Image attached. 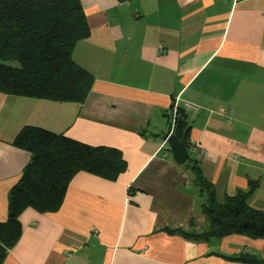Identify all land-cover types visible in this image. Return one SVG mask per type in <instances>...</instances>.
<instances>
[{
  "label": "crops",
  "instance_id": "0c3cea01",
  "mask_svg": "<svg viewBox=\"0 0 264 264\" xmlns=\"http://www.w3.org/2000/svg\"><path fill=\"white\" fill-rule=\"evenodd\" d=\"M90 36L74 60L95 81L81 103L0 92V222L31 154L12 144L26 125L121 150L116 180L80 171L61 207L20 215L22 233L2 264H250L264 239L206 241L209 219L192 172L164 135L173 104L189 113L190 139L217 198L259 185L264 210V0H80Z\"/></svg>",
  "mask_w": 264,
  "mask_h": 264
},
{
  "label": "trees",
  "instance_id": "16d2710c",
  "mask_svg": "<svg viewBox=\"0 0 264 264\" xmlns=\"http://www.w3.org/2000/svg\"><path fill=\"white\" fill-rule=\"evenodd\" d=\"M90 32L80 0H0V92L83 103L95 77L74 60L73 51ZM168 116L176 137L187 138L189 160L184 166L192 172L201 196H205L202 211L209 225L199 233L167 231L206 241L231 234L264 239V210L248 203L259 180H250L247 190H238L219 201L215 185L204 175L199 155L193 151L196 144L190 139L188 111L173 104ZM12 144L30 152L31 158L10 190L7 219L0 222V264L21 236L19 217L26 208L57 211L71 179L80 171L116 180L127 168L118 148L93 146L40 126L22 127ZM228 258L264 264L261 257L250 252Z\"/></svg>",
  "mask_w": 264,
  "mask_h": 264
},
{
  "label": "water",
  "instance_id": "95a60500",
  "mask_svg": "<svg viewBox=\"0 0 264 264\" xmlns=\"http://www.w3.org/2000/svg\"><path fill=\"white\" fill-rule=\"evenodd\" d=\"M164 138L168 142L169 150L172 153L174 161L179 165H184L189 160L187 138L184 137L182 140L178 139L172 132V126H169Z\"/></svg>",
  "mask_w": 264,
  "mask_h": 264
},
{
  "label": "built area",
  "instance_id": "2783aa9c",
  "mask_svg": "<svg viewBox=\"0 0 264 264\" xmlns=\"http://www.w3.org/2000/svg\"><path fill=\"white\" fill-rule=\"evenodd\" d=\"M193 151L195 153H198V155H202L203 154L201 148L197 144L194 146Z\"/></svg>",
  "mask_w": 264,
  "mask_h": 264
},
{
  "label": "rangeland",
  "instance_id": "374dc122",
  "mask_svg": "<svg viewBox=\"0 0 264 264\" xmlns=\"http://www.w3.org/2000/svg\"><path fill=\"white\" fill-rule=\"evenodd\" d=\"M204 199H205V196H204Z\"/></svg>",
  "mask_w": 264,
  "mask_h": 264
}]
</instances>
